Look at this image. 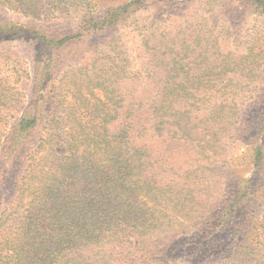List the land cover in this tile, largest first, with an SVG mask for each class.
I'll return each instance as SVG.
<instances>
[{"label": "trees", "instance_id": "trees-1", "mask_svg": "<svg viewBox=\"0 0 264 264\" xmlns=\"http://www.w3.org/2000/svg\"><path fill=\"white\" fill-rule=\"evenodd\" d=\"M109 1L0 0V264H264V0Z\"/></svg>", "mask_w": 264, "mask_h": 264}, {"label": "rangeland", "instance_id": "rangeland-1", "mask_svg": "<svg viewBox=\"0 0 264 264\" xmlns=\"http://www.w3.org/2000/svg\"><path fill=\"white\" fill-rule=\"evenodd\" d=\"M109 0H104V3H108L109 4ZM219 8H220V12H226L225 14H229L232 17H234L235 19H239L241 18L240 15L243 17L241 19L246 20L247 22H251L252 19H254L255 17H252V19H250V17H246V15L249 14V11H246V8L243 12V14H238L237 10L235 9V7L231 4V0H219ZM248 4H250L248 1H245ZM217 3V2H216ZM161 4V3H159ZM235 10V11H234ZM80 13H73V17L68 18V20H63V19H56L54 21H35V20H25L24 19H20L19 16H16L12 13H7V12H0V20L1 19H5V20H13V21H19L21 20L22 22H25V24L27 25V27H30L31 29H36V30H41L43 32H46L47 34H53V36H61L63 33L66 32H74V34L81 32L79 29V24L77 23V21H75V19H79L80 20ZM86 39L88 41H94L96 38L91 34V31L85 30L84 32ZM37 37V36H36ZM7 45V44H6ZM5 45V46H6ZM258 46L260 47H264V42H259ZM5 49H9L10 53L13 54L14 58L16 60H22L24 66H26L27 64L30 66V69H34V65H33V58H35L36 54H39V56L41 55V58L44 57L45 55V48L40 46V43L38 41H33L31 39L26 38V40L24 39H16V40H12L9 42L8 47L6 46ZM45 58L46 55H45ZM35 107L32 108V110H34ZM36 109V108H35ZM252 115V113H251ZM256 115V114H255ZM34 132L28 134H24L20 140V143L18 146L16 147H12V148H2L1 149V157L3 156L4 160L6 163H8V167L6 169H4L3 171H7V173L9 172V170H11V174H13V168H12V163L16 164V157H17V151L19 148H25V147H29L32 146L35 143V137H34ZM21 163V162H19ZM18 163V164H19ZM6 180H9L11 178V176L7 175L5 176L4 174H2ZM15 176V174L13 175ZM1 177V176H0ZM10 186V192L12 190V181L9 180L8 182V187ZM7 185L6 183L4 184L1 179H0V197L2 196V193L5 191ZM2 198H0L1 200ZM178 250L182 251V252H194L195 251V246L190 243L189 241H184L180 244H178Z\"/></svg>", "mask_w": 264, "mask_h": 264}]
</instances>
